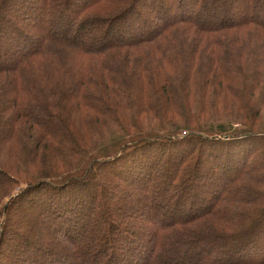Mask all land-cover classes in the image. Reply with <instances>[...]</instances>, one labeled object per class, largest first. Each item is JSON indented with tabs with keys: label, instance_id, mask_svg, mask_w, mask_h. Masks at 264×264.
<instances>
[{
	"label": "trees",
	"instance_id": "obj_1",
	"mask_svg": "<svg viewBox=\"0 0 264 264\" xmlns=\"http://www.w3.org/2000/svg\"><path fill=\"white\" fill-rule=\"evenodd\" d=\"M263 99L264 0H0V252L264 264Z\"/></svg>",
	"mask_w": 264,
	"mask_h": 264
},
{
	"label": "rangeland",
	"instance_id": "obj_2",
	"mask_svg": "<svg viewBox=\"0 0 264 264\" xmlns=\"http://www.w3.org/2000/svg\"><path fill=\"white\" fill-rule=\"evenodd\" d=\"M113 40H115V39H113ZM219 99L217 98V101H218ZM186 101V100H185ZM185 103V102H184ZM262 103L264 104V99H263V101H262ZM222 110V109H221ZM164 115H166V117H170L171 116V118H172V115L173 114H171V113H169V112H166L165 111V113H164ZM209 117V116H208ZM204 118H207V116L206 117H204ZM178 121H180V118H178ZM263 121H264V109H263V111H261V113H260V122L261 123H263ZM210 123V122H209ZM209 123H206L205 124V127L207 128V127H209ZM217 123H221V121H217ZM149 124H151V123H149ZM264 124V123H263ZM235 125V124H234ZM212 126V125H211ZM236 126H238L237 124H236ZM217 130H218V128H217ZM235 148H237V147H235ZM226 149H227V147H224L223 149H222V151H226ZM211 150V149H210ZM211 151H213L214 153H216V151L215 150H211ZM193 155V154H192ZM192 155H191V158H192ZM256 155V154H255ZM254 155V157L255 158H257V161H256V163L257 164H259L261 161H263V160H261L263 157H264V151L262 150L261 151V154H257L256 156ZM264 162H262L261 164H263ZM102 179L103 180H106V183L108 184V185H110V186H112V184H117V181L115 180V177L114 176H111L110 174H108L107 175V177L105 178V177H102ZM227 182V181H226ZM119 187L118 186H114V189H118ZM45 192L46 191H39V193H38V195L40 196V195H42V194H45ZM38 195H36V192L32 195V196H38ZM68 195V196H67ZM67 195H62V196H59V197H68V198H70V200L72 199L73 201L74 200H76L75 198H73L72 196H70L69 194H67ZM136 196V194L134 195V197ZM25 206H22L21 207V210H18V214H19V217H18V219H21V220H25V221H28V222H34L35 223V227H36V229H37V231H38V233L40 234V233H42V234H44V236H50L51 238H49L51 241V244L52 245H56L57 247H62V245H61V243H58V242H56L57 241V238H56V235H55V233L52 231V226L51 225H49V223L46 225H44V223H43V221L40 219V218H37V216H41V215H37V213H35V211H33L32 212V209H31V207H29V209L28 210H26L25 208H24ZM70 209L71 208H74V209H79L78 207H76V206H68ZM75 215H77V212H76V210H75V212H69V213H63L62 214V216L64 217V219H66V218H71L72 217V219H74L75 218ZM95 215H97V214H93L92 216H95ZM71 219V220H72ZM89 229V228H88ZM88 229L86 230V232L85 233H83L82 234V237H81V239L79 240L78 239V242H81V243H84V241L85 240H87V236H88V233H89V231H88ZM47 231V232H46ZM44 232V233H43ZM46 232V233H45ZM56 240V241H55ZM13 242V241H12ZM12 242H10V241H8V243L6 242L5 243V245H3L2 246V248H1V250H3V251H1L0 252V264H28V259H27V257H28V255H31L32 256V253L30 252L29 253V251L27 250V255H25V257H22L23 259L22 260H18V258L16 257V256H22V253L20 252L21 250H23V248L19 245L21 242H19V241H17V244H16V247H15V249H17V251H15V252H13L15 255H12V254H10V251H7V252H5V249H7L8 248V250L9 249H11V243ZM77 242V243H78ZM66 243V242H65ZM76 243V244H77ZM22 248V249H21ZM24 251V250H23ZM21 254H20V253ZM20 254V255H19ZM27 256V257H26ZM202 257H205V258H208V257H211V255H209L208 254V252H207V248L206 249H203L202 250V255H201ZM190 258V257H189ZM227 258V255H225L224 257H223V259H226ZM183 259H186V258H183ZM191 259V258H190ZM37 261L38 260H40V258H38V259H36Z\"/></svg>",
	"mask_w": 264,
	"mask_h": 264
}]
</instances>
